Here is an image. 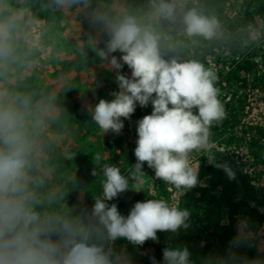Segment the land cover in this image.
Segmentation results:
<instances>
[{"label":"rangeland","instance_id":"rangeland-1","mask_svg":"<svg viewBox=\"0 0 264 264\" xmlns=\"http://www.w3.org/2000/svg\"><path fill=\"white\" fill-rule=\"evenodd\" d=\"M254 1L221 0L209 10V14L219 22L217 36L227 32L225 26L232 23L245 34L240 41L242 48L255 50L260 61L264 55V41L261 39L263 20L256 15L252 24L244 13L246 4L254 7ZM168 2L176 6L172 20L155 15L159 0H104L107 9L100 11L93 10L91 0H66L64 3H57V0H0V24L13 22L11 44L14 49L12 57L0 61V90H6L10 95L29 97L33 102L34 118L42 119V125L34 135L36 152L31 172L33 177L42 181L35 186L36 195L39 193L36 210L79 215L87 204L84 193L79 192L86 183L85 176L91 175L93 170L96 172L94 178L100 185V193L91 191V200L94 201L102 195L104 166L114 165L129 179V190L108 201L109 204L116 203L122 215L127 216L135 202L148 198L166 199L190 211L187 229L182 228L178 233L158 232V242L151 241L144 250L125 239L107 242L118 257L117 264H151L149 257L157 252L163 254L166 247L187 248L191 258L189 264H255L256 260L264 261V219L258 220L255 227L250 217L251 210L264 216V140L261 149H251L245 143L239 147H228L210 140L205 149L194 152L191 162L194 167H199V177L204 173L203 169L207 174L211 170L216 172L215 182L206 175L202 186L210 182L217 185L210 191V197L200 201L196 195L198 198L191 200L188 198L191 190L183 194L174 189L170 191L169 185L155 178L154 171L146 162L139 181L141 187L135 188L138 181L131 174L136 163L137 121L151 114V104L146 108L137 106L131 118L124 120V128L119 135L103 133L92 119L95 104L101 98L111 100L110 94L118 90L116 70L112 68L110 59L112 55L119 58L122 53L117 51L107 58L99 56L101 61L88 57L89 52L106 51L111 24L122 21L126 16H134L141 25L150 26L159 36V44L166 48V53L175 52L178 62L197 61L196 57L201 55L202 39L200 36H187L183 14L193 8L202 14L205 11L203 0ZM4 17L6 21H2ZM234 60L233 55L219 50L207 57L206 64H202L215 74L227 73ZM258 70L262 76L264 68L259 66ZM122 73L130 76L127 65H124ZM98 80L108 85L113 82L114 86L102 88L97 85ZM215 86L222 97L224 91ZM60 93L65 110L83 117V127L87 130L58 135L52 129V119L60 113L54 105ZM249 102L252 111L242 125L264 124V89L256 90ZM97 154L101 157L98 161L95 159ZM208 159L215 163L228 162L236 173V179L230 181L221 169L212 164H202ZM51 160L54 166L50 164ZM68 195L75 196V206L68 204ZM90 203L87 204L89 207ZM231 204L234 206L232 242L241 238L247 244L242 247L232 244L231 249H226L212 238L211 233L214 224H229ZM196 239L199 244H196ZM209 244L211 248L208 251Z\"/></svg>","mask_w":264,"mask_h":264},{"label":"clouds","instance_id":"clouds-1","mask_svg":"<svg viewBox=\"0 0 264 264\" xmlns=\"http://www.w3.org/2000/svg\"><path fill=\"white\" fill-rule=\"evenodd\" d=\"M175 8L174 3L159 0L155 15L172 20ZM183 24L188 37L206 40L213 39L220 27L215 17L195 8L183 14ZM12 27V21L0 24V61L13 56ZM109 35L106 51L99 54L107 58L122 53L110 59L118 90L110 94L111 100L101 98L95 104L93 121L103 133L119 135L124 120L131 118L137 106L151 104V114L137 121L136 163L131 174L138 181L135 188L141 187L145 162L170 191L183 194L196 188L202 181L199 167L191 162L193 153L208 146L212 125L226 115L215 86L217 75L195 60L164 59L159 36L134 16L111 24ZM124 65L130 76L122 73ZM41 125L42 119L33 116L29 97L0 90V264H117L118 257L107 242L125 239L142 247L149 240L158 242V232L178 233L189 227L190 211L161 198L137 201L127 216L122 215L117 204L108 201L129 190V179L114 165L104 166L102 195L95 198L90 210L82 208L77 216L37 211L35 186L42 181L31 172L34 135ZM100 158L99 154L95 157ZM208 162L230 181L236 179L228 162ZM232 244L242 247L247 241L237 238ZM162 251L163 264H189L187 248ZM149 259L151 264H159L155 256Z\"/></svg>","mask_w":264,"mask_h":264},{"label":"trees","instance_id":"trees-1","mask_svg":"<svg viewBox=\"0 0 264 264\" xmlns=\"http://www.w3.org/2000/svg\"><path fill=\"white\" fill-rule=\"evenodd\" d=\"M219 1L221 0H203L205 11L202 14L209 17H214L213 15L209 14V10L216 7ZM254 3V7L251 6V4H246L244 13L248 18L247 20H249L250 23L252 22V24H254V16L258 15L262 17L263 29L261 32V39L264 41V0H256L254 1ZM91 4L93 10L100 11L107 9L106 5L104 4V0H91ZM2 19V21L7 20V18L5 17ZM225 29L227 30V32H223L219 34V36L216 35L211 40H206L205 38L200 36L204 46L201 50V55L198 58L196 57L198 62L206 64L208 56L211 57L213 54H216L217 51L221 50L230 53L231 55H233V57L236 58V60L233 61L232 69L230 71H228L227 73L219 72L216 74L218 79L215 85L220 87L225 93L222 97L220 96L222 94H219V99L224 106L226 115L221 121L212 125L210 129V140L218 141L219 143L224 144L228 147H239L240 144L245 143L251 149H261L263 147L262 142L264 140V124L242 125V121H244V118L252 111L251 102H249V100L252 95H254V92L256 90L260 91L264 89V73L261 76L260 71L258 70L259 66H262L264 68V55H262L260 57V61H258V56L255 53V50H252L250 47L243 49L240 41L242 39V35L245 34L244 32H240L239 30H237V28L232 23L229 22L225 26ZM251 44L255 46L253 43ZM160 51L162 57L166 60L177 58L175 52L166 53V48L163 46H160ZM195 54L198 55L199 53L196 51ZM99 56V52L88 53L89 59L94 58L98 61H101V58H99ZM188 61L192 60L189 59ZM89 63L90 62L86 63V65H89ZM97 85H100L102 88L108 86L112 88L114 86V83L111 82L108 85V83L98 80ZM54 105L59 109L60 113L57 117L52 119V129L58 135L73 133L76 130H87L86 127H83V117L77 116L65 110L63 106V96L61 93L58 94L57 102H55ZM262 121L264 122V117ZM227 155L228 157H232L229 154ZM50 164L54 166L53 160L50 161ZM202 164H209V162L205 160L204 162H202ZM81 168L82 167H80V169ZM55 171L61 174V171L59 169L58 171L57 169ZM203 171L204 173L200 174L201 181L206 177V175H209L215 182L216 172L214 170L209 171L208 174L205 172V169H203ZM85 178L87 179L86 183L84 182V187H80L79 192L84 193L85 198L87 199V204L91 201L90 206L92 207L94 201L91 200V191L100 193V185L95 180L94 176H91L90 174H87ZM214 182H210V184H208L207 186H202L201 184L192 189L188 194V198L194 200L198 198L196 197V195H199L201 199L200 201H203L204 199L210 197V191L213 190L217 185ZM77 193L78 192L76 191L75 194L77 195ZM38 195L39 193L37 194V196ZM70 195L66 197L68 199V204L72 207L75 206V196ZM87 204L83 208H88L90 210L91 207H89ZM230 208L231 210L228 215L229 224L222 226L220 225V223H216L214 224V231L211 233L212 238L216 239V241L226 249H231L230 246L232 245L233 236L232 225L234 223V206H232L231 204ZM250 214L251 222L255 227L259 223V221L264 219V216L259 215L254 210H251ZM150 244L151 240L147 241L140 248L144 250ZM196 244H199V240L197 241V239ZM210 248L211 245L209 244L207 246L208 251L210 250ZM154 255L156 256V260L160 264H163V254L157 252ZM189 261H191V258H189ZM255 264H264V261L256 260Z\"/></svg>","mask_w":264,"mask_h":264}]
</instances>
